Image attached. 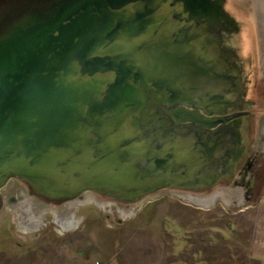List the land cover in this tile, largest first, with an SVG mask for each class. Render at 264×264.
Returning a JSON list of instances; mask_svg holds the SVG:
<instances>
[{"label":"water","instance_id":"95a60500","mask_svg":"<svg viewBox=\"0 0 264 264\" xmlns=\"http://www.w3.org/2000/svg\"><path fill=\"white\" fill-rule=\"evenodd\" d=\"M210 5L80 0L15 26L28 31L0 41V186L23 176L53 198H133L195 181L219 144L209 131L246 114L206 110L232 101L194 45Z\"/></svg>","mask_w":264,"mask_h":264},{"label":"rangeland","instance_id":"374dc122","mask_svg":"<svg viewBox=\"0 0 264 264\" xmlns=\"http://www.w3.org/2000/svg\"><path fill=\"white\" fill-rule=\"evenodd\" d=\"M78 1L0 0V41L28 31L13 34L40 11L49 10L43 15L49 20ZM207 1L230 25L194 45L200 56L215 54L235 70L251 106L242 107L243 117L209 131L219 144L195 181L133 198L85 190L53 203L41 182L6 179L0 186V264H264V0ZM216 38L219 44L210 45ZM205 63L219 73L216 64ZM133 79L151 99L161 93ZM222 108L206 110L229 112ZM234 133L239 137L233 143ZM228 152L237 157L225 169ZM256 166L261 170L249 196L246 182Z\"/></svg>","mask_w":264,"mask_h":264},{"label":"flooded vegetation","instance_id":"af4514ba","mask_svg":"<svg viewBox=\"0 0 264 264\" xmlns=\"http://www.w3.org/2000/svg\"><path fill=\"white\" fill-rule=\"evenodd\" d=\"M204 12V14H202V24H201V28L199 30L198 36L200 37V41H204L205 43L207 42L206 35L213 32L215 29H219L223 26H225V24L227 26H229L230 24L225 21L222 17H221V13L219 11L218 7L215 6H211V8H204L202 10V13ZM211 12V13H210ZM211 37V36H210ZM213 41V42H211ZM209 43L212 46H217L219 44V40L216 38V40H211ZM202 46V44H200V47ZM201 61L203 60V63L210 61L213 64H216L218 67H220L219 73L215 72L213 70L212 67H209L206 63L204 64L206 69H210L212 71L213 74H215L217 77L211 78L212 83L214 84V87L212 86L210 89L215 90L218 93H223L227 96L228 99H231L232 101L230 103L227 104H222L221 106L223 107L222 109H225L229 112L223 113V114H230V113H235V112H245L246 110L242 109V107H247V106H251L250 100H247L244 97V94L241 93V87H240V77L239 75L235 74L234 72L235 70H231L228 71L227 67L231 68L229 64H225L227 63L225 60H223V58H217L215 54H202L200 57ZM224 64V66H226V69H223L224 67L222 65ZM232 76H231V75ZM234 76V77H233ZM219 77V78H218ZM221 82V83H220ZM223 86L222 88H220V85ZM246 85V84H245ZM244 85V88H246V86ZM206 89H209V87L204 86ZM204 104V103H203ZM220 106V105H219ZM209 107H213V106H209ZM248 113V112H247ZM243 117V116H241ZM239 117V118H241ZM237 118V119H239ZM237 119H234L232 121H229L227 124L223 125L222 127L228 125L230 122H233ZM221 126L217 127L220 128ZM216 128V129H217ZM234 143V142H233ZM237 153H234L230 156H227V158L231 157L229 159V163L228 165L225 167V169L230 168V166L234 163V161L236 162V155ZM238 166H236V168L239 169L243 166L241 163L238 162L237 164ZM251 164H247V166H250ZM259 166H256L253 170V172L250 174L249 180L248 182H246V192L247 194L253 195L254 193V189L252 187V182L257 180L259 178V174L258 171L261 170V168H258ZM235 168V169H236ZM45 198V197H44ZM46 200L51 201L53 203H61L64 200H56V199H48L46 198Z\"/></svg>","mask_w":264,"mask_h":264},{"label":"trees","instance_id":"16d2710c","mask_svg":"<svg viewBox=\"0 0 264 264\" xmlns=\"http://www.w3.org/2000/svg\"><path fill=\"white\" fill-rule=\"evenodd\" d=\"M129 79H130V78H129ZM129 79H128V80H129ZM130 83H131V82H130ZM131 84L133 85V83H131ZM45 197H46V196H45ZM47 198H48V199H51L50 197H47ZM53 199H56V200H63V199H65V197H64V198H62V197H61V198H52L51 200H53Z\"/></svg>","mask_w":264,"mask_h":264},{"label":"built area","instance_id":"2783aa9c","mask_svg":"<svg viewBox=\"0 0 264 264\" xmlns=\"http://www.w3.org/2000/svg\"><path fill=\"white\" fill-rule=\"evenodd\" d=\"M94 264H99L98 262H95Z\"/></svg>","mask_w":264,"mask_h":264}]
</instances>
